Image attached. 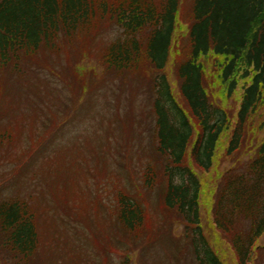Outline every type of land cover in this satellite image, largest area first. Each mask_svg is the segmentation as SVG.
I'll list each match as a JSON object with an SVG mask.
<instances>
[{"label":"trees","instance_id":"1","mask_svg":"<svg viewBox=\"0 0 264 264\" xmlns=\"http://www.w3.org/2000/svg\"><path fill=\"white\" fill-rule=\"evenodd\" d=\"M106 19L119 32L97 52L102 75L115 72L132 80L146 78L148 94L146 101L133 96L131 104H118L120 101L110 97L107 90L104 100L108 105L99 106L89 120L93 124L98 121L99 126L89 129L107 144L117 169L127 172V168L130 173L134 165L138 168L133 179H125L121 185L112 182L114 188H107L108 199L99 194L91 201L90 207L97 212L95 220L103 225L100 231L96 225L90 228L94 240L111 234L112 227L125 241L116 242L123 245L122 249L113 244L116 237L100 243V253L105 250L107 255L104 264H110L113 257L119 259L117 264H134L138 248L164 241H171V248L179 253L177 259L173 257L177 264H224L203 228V196L208 192L200 177V173L212 172L222 145L232 164L210 195L213 227L229 244L237 264H264V246L259 242L264 237V0H0V74L7 69L11 77L22 78L25 58L56 50L63 36L73 44ZM182 23L188 29L181 37ZM70 46L75 45L66 48ZM80 55L82 59L89 57L84 49ZM80 63H68L67 73L73 74L72 91L77 99L64 121L53 118L55 137L50 145H55L62 132L66 134V128L79 116L74 114L80 111V102L93 91L85 82L87 68ZM240 85L239 110L234 117L216 102L214 94L218 89V97L227 103L239 94ZM51 91L58 94L59 104L62 94L67 96L66 89ZM127 107L138 113L132 117L135 120L130 130L123 124L130 114L125 112ZM257 117L259 140L245 158L249 128ZM127 130L132 138L125 142ZM14 133L11 128L0 131V147L12 143ZM36 143L28 144L22 155ZM48 144H38L25 163L32 157L34 162L43 146L45 155ZM122 147L127 153L124 160L118 149ZM11 165L6 162L5 172ZM33 175L28 185L40 189L33 185L37 174ZM134 185L140 192L133 190ZM44 192L47 211L53 213V202ZM22 195L4 196L0 191V264H32L46 249L42 214L32 195ZM156 198L163 211L160 214L156 210L153 213L156 204L151 199ZM153 214L168 227L165 237L163 228L151 223ZM171 216L182 225L179 236L174 234V224L169 223ZM64 225L71 228L67 221ZM70 231L75 242L81 235L86 239L89 233L77 220ZM84 244L94 249L91 241ZM70 262L79 264L74 259Z\"/></svg>","mask_w":264,"mask_h":264},{"label":"rangeland","instance_id":"2","mask_svg":"<svg viewBox=\"0 0 264 264\" xmlns=\"http://www.w3.org/2000/svg\"><path fill=\"white\" fill-rule=\"evenodd\" d=\"M182 24L181 37L185 35L184 33L188 29L187 24ZM118 29L108 19L99 21L88 36L77 37L73 43L75 46H70V49L66 48V45L73 44L68 42L63 36L58 41L56 50L48 49V53L39 51L32 57L25 58L22 62L24 69L22 78L11 77L12 72L10 70L1 71L0 131L4 128H11L15 132V139L12 143L0 147V187L3 185L0 191L4 196L13 194L32 195L37 209L42 214L43 220L40 221V224L43 229L42 234L44 233L46 249L41 251L39 260L32 264H71V259H74L79 264H104L107 255L105 250V255L100 253V243L105 244L114 237H116V239L114 238L115 242L111 243L119 246L120 249L124 248L123 245L116 243L118 241L125 243V241L121 237H117L119 234L112 227L111 229L109 228L111 234H104L100 237L101 242L95 241L93 238L94 234L92 235L90 232V228L93 225H96L95 228L98 231L103 228V225H98L101 222H98L97 218L95 220L97 212L93 210V207H90L91 201L96 200L99 194L108 199L109 189L107 188H114L112 182L115 185H121L125 179H133L132 174L136 175L134 169H138L135 165L134 169H130V173L127 168V172L117 169L114 165L115 157L109 151L107 144L105 142L102 143L100 141L101 138L89 129L94 125L99 126L98 121L93 124L89 120L90 117H95L99 106L108 105V102L104 100L107 96V90L110 91V97L120 101L118 104L125 101L127 104H131V102H134L133 96L146 101L148 94L146 78L132 80V77L128 75L118 76L115 72H108L105 76L102 75L104 69L101 67V58L98 57L99 53L97 52L103 51L110 41L112 42L118 37ZM83 49L88 51L89 57L86 59H82L80 55ZM70 60L73 62L80 61V64L87 68L85 82L90 84L93 91L87 100L80 102V106L82 103L83 105L80 111L74 114L79 115L78 118L76 117L77 120L76 118L74 119L76 123L69 125L65 130L66 134L64 135L62 132V136L55 140V145L53 146L50 145L55 137L52 135L55 127H51L54 123L53 118L55 117L56 121L59 119V122L64 121V116L67 114L66 117H69L70 113L73 112L71 108L77 99L74 91H72L75 85L72 79L73 74L68 76L67 73ZM31 67H33V71L28 72ZM169 75H173V68L169 69ZM106 85H108L107 89H105ZM241 86L239 94L235 95L227 103L221 101L218 97L219 90L215 89V87L213 88L215 89L216 102L220 106L225 107L234 117L239 110ZM56 88L59 91L63 89L67 91V96L62 94L64 96L62 99L65 98V101L63 102L61 99L60 104L58 94L52 95L51 90ZM213 89L212 92H214ZM66 105L67 108H65ZM127 111L130 114L124 119L123 124L130 130V126L135 120L133 118L132 121V117H135L138 113L132 112L130 108L125 112ZM125 112L123 111V114ZM42 120L47 121V124H42ZM251 125L248 132L249 142L246 147L245 158H249L254 149L253 145L259 140L260 132L256 129L259 126V117ZM253 129H256V131ZM129 130L124 133L125 142L129 140V137L132 138ZM38 131L39 133L35 134ZM41 135L46 139L52 140L49 142L42 137L39 138ZM33 140L37 141V143L30 146L26 155H22L23 150ZM38 144H43L44 146L48 144L50 146L45 155H42L43 146L34 162L32 157L25 163L32 151L37 150ZM118 149L123 154L121 160H124L127 155L126 150L123 147ZM105 151H108V157H105ZM46 155L48 157H45ZM136 157L137 160L140 159L138 156ZM5 161L12 162L9 172H5ZM231 164L232 160L226 155L224 145H222L212 172L200 173V177L204 181L208 192L203 196V228L208 240L215 250L219 252L224 264H237V261L227 241H224L220 236V231L213 227V221L209 215L211 209L210 201L212 199L210 195ZM35 173L37 177L33 185L38 184L41 187L34 190L28 184H32L31 180L35 177L33 175ZM23 174L27 176L25 179L22 177ZM134 183L136 184V182ZM43 186L44 188H42ZM132 188L140 192L135 185ZM44 190V194L48 195L50 203L51 201L53 202L54 214L47 211V201H44L43 198L45 196L42 193ZM34 191L35 193H33ZM116 191L112 192V196ZM91 192L92 199L90 198ZM151 201H155L156 204V209L153 208V213L155 210L159 214L162 213L159 199H151ZM154 215H151V223L162 227L163 231H165L164 233L162 232V236L165 237L168 227L158 222V218L155 220ZM174 217L171 216L168 220L169 223L172 222L174 224V234L179 236L182 225ZM75 220L82 222L85 228L89 230L86 239L81 235L79 240L78 238L76 239V242L74 241V233L70 231ZM66 221L71 228L68 229L64 225ZM89 222L92 224L87 227L86 224H89ZM85 241H91L94 249H87L84 244ZM170 242L164 241L157 245L148 246L145 249L138 248L135 253L134 264H177L173 261V257L177 259L179 253L175 248H171ZM259 242L260 245L264 246V237ZM169 245L170 248H167ZM128 247H131V245H128ZM103 256H105V260ZM118 260L113 257L110 264H117ZM261 262H264V259H261Z\"/></svg>","mask_w":264,"mask_h":264}]
</instances>
